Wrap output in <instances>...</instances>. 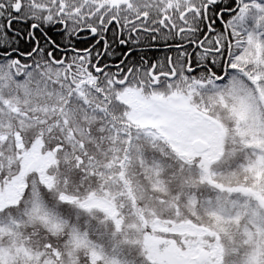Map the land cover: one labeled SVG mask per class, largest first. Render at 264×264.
<instances>
[{"label":"snow or ice","instance_id":"snow-or-ice-1","mask_svg":"<svg viewBox=\"0 0 264 264\" xmlns=\"http://www.w3.org/2000/svg\"><path fill=\"white\" fill-rule=\"evenodd\" d=\"M0 264H264V0H0Z\"/></svg>","mask_w":264,"mask_h":264}]
</instances>
